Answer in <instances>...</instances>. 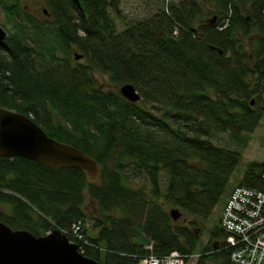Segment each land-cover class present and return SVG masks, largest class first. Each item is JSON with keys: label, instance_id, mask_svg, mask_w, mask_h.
<instances>
[{"label": "trees", "instance_id": "1", "mask_svg": "<svg viewBox=\"0 0 264 264\" xmlns=\"http://www.w3.org/2000/svg\"><path fill=\"white\" fill-rule=\"evenodd\" d=\"M43 3L48 13L40 20L21 0H0L12 23L4 24L0 46V107L27 115L97 160L101 171L94 181L78 168L0 156V222L41 236L91 220L99 232L90 234L88 225L85 232L94 246L79 249L89 258L131 264L179 251L188 263L198 254L192 226L224 200L242 159L212 138L224 133L247 146L264 118V0H173L125 21L121 31V0ZM75 47L87 64L75 60ZM96 71L113 84H134L141 99L103 89ZM128 170L145 175L148 190L136 189ZM238 186L264 192V161H250ZM149 200L162 222H171L165 204L192 221L165 230L149 218L152 249L136 250L112 234L115 215L136 216ZM225 237L219 219L196 264H236Z\"/></svg>", "mask_w": 264, "mask_h": 264}, {"label": "water", "instance_id": "2", "mask_svg": "<svg viewBox=\"0 0 264 264\" xmlns=\"http://www.w3.org/2000/svg\"><path fill=\"white\" fill-rule=\"evenodd\" d=\"M45 14L48 13L44 7ZM8 32L0 25V46H5ZM75 51V60L83 58ZM121 94L131 102L141 95L132 83L120 88ZM254 104V100H252ZM0 156L22 157L50 168H78L92 180L100 175V164L82 150L58 141L45 132L34 120L16 110L0 107ZM170 215L179 220L183 213L172 208ZM0 264H104L81 253L77 244L70 242L59 228L37 236L27 229H13L0 222Z\"/></svg>", "mask_w": 264, "mask_h": 264}, {"label": "rangeland", "instance_id": "3", "mask_svg": "<svg viewBox=\"0 0 264 264\" xmlns=\"http://www.w3.org/2000/svg\"><path fill=\"white\" fill-rule=\"evenodd\" d=\"M173 0H121V7L122 10L124 11V16L125 19H118L117 18V26L118 30H124L125 28V21L129 20H135V19H144V16H148L151 14L153 11L157 10H162L166 9L168 6V2H172ZM22 6L26 8V11L36 18L43 20L46 16V14L43 11L44 8V3L43 0H21ZM155 9L153 10L152 9ZM153 10V11H152ZM151 11V12H150ZM212 17V16H211ZM4 24L7 25V28H10L12 26V23H10L7 14L5 13L4 9L0 6V25L5 28L7 31V28L4 26ZM214 24V23H213ZM8 32V31H7ZM79 51L76 47L73 49V52ZM80 52V51H79ZM81 64H87V61L85 58L80 60ZM94 78L96 82L103 88V89H117L120 90L121 86L124 84H113L109 76L100 72L96 71L93 73ZM261 105L264 107V94L262 96V103ZM153 111L156 114H160V111L157 108L153 109ZM214 143L219 146H223L226 148H231V149H236L242 154V159L238 166L235 169V172L233 173L232 181L229 187V190L226 194V197L224 200L216 207L214 213L212 216L209 218L208 221L202 222V221H197L198 225L192 226L197 235L199 236V244L197 247V253L196 255H193L191 258H189L187 264H196L198 256L202 250V248L208 244H212V229L218 225L219 219L221 216V212L223 209V206L232 192L234 188L238 186V181L240 178L243 176L244 172L246 171L247 164L250 161H264V118L258 126V128L252 133L250 141L247 146H237L235 144H232L228 140V135L227 134H219L217 136H214L212 138ZM116 160V156H114L110 161H108V167L113 168L114 163ZM129 175L134 178V187L136 189L145 187L146 190H148V179L146 178L145 175H137L135 174L132 170H128ZM162 187L166 184V181L163 179L162 182ZM163 205V204H162ZM142 206V211H137L135 212L136 216L134 214H131L130 211L121 212V213H116V218L118 221L115 223L113 230L115 229V232L113 231L112 234L115 233V235L121 240H124L128 246H130L133 249H140L141 247H145L147 249L151 248L153 246V241L151 240L152 238V230L150 229L149 226V218L155 217V219L159 220V223L162 227V229L167 230L170 228V226H184L187 224H191L190 222L192 221L191 218L186 219L185 215L183 214V217H181L179 220L175 221L173 220L172 216L171 217V222L169 224L162 222L161 219L159 218L158 215H153V211L151 208H153L154 205H152L151 200L148 202H143L141 204ZM165 211L170 214L171 209L173 208L170 205L165 204ZM1 209H4V206H0ZM130 215V216H129ZM127 218H130L132 221H128ZM157 221V220H156ZM158 222V221H157ZM87 224L92 226L94 229L90 234H97L99 232V228L94 227V222L91 220H87ZM226 239L228 238L225 237ZM222 239V238H221ZM222 239V240H226ZM151 240L149 243L148 241Z\"/></svg>", "mask_w": 264, "mask_h": 264}, {"label": "built area", "instance_id": "4", "mask_svg": "<svg viewBox=\"0 0 264 264\" xmlns=\"http://www.w3.org/2000/svg\"><path fill=\"white\" fill-rule=\"evenodd\" d=\"M220 226L228 235L227 246L236 264H264V192L247 186H237L228 196L222 209ZM82 221L60 229L80 250L94 246ZM51 231H48L50 233ZM131 264H187L179 251L165 256L150 254Z\"/></svg>", "mask_w": 264, "mask_h": 264}, {"label": "bare ground", "instance_id": "5", "mask_svg": "<svg viewBox=\"0 0 264 264\" xmlns=\"http://www.w3.org/2000/svg\"><path fill=\"white\" fill-rule=\"evenodd\" d=\"M123 96V95H122ZM124 97V96H123Z\"/></svg>", "mask_w": 264, "mask_h": 264}, {"label": "flooded vegetation", "instance_id": "6", "mask_svg": "<svg viewBox=\"0 0 264 264\" xmlns=\"http://www.w3.org/2000/svg\"><path fill=\"white\" fill-rule=\"evenodd\" d=\"M102 262V261H101ZM103 263V262H102Z\"/></svg>", "mask_w": 264, "mask_h": 264}]
</instances>
